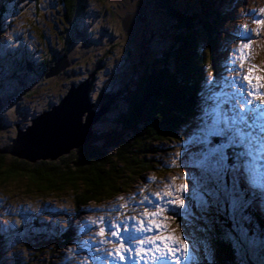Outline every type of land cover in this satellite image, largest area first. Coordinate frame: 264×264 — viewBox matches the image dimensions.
<instances>
[{"label": "rangeland", "instance_id": "1", "mask_svg": "<svg viewBox=\"0 0 264 264\" xmlns=\"http://www.w3.org/2000/svg\"><path fill=\"white\" fill-rule=\"evenodd\" d=\"M126 1L116 0L114 4L127 9ZM211 1L223 18L212 34L215 69H210L208 35L198 27L197 50L205 55L209 66H204L199 90L193 94L199 110L187 117L176 138L155 145L161 149L154 155V169L143 173L114 198L87 206L75 205L74 195L68 189L42 190L39 184L22 176L0 178V264H218L214 246L221 237L234 249L232 264H264V233L247 234L244 230L242 238L236 225L231 230L226 228L228 222H233L231 219L239 224L243 220L232 217L239 213V205L225 183L227 175L230 181L244 180L249 193L261 201L255 202L254 207L264 218V159L251 143L256 134L264 153V127L254 124L256 116H261L258 112L263 111L257 110V104H264V0ZM208 2L169 0V5L182 15L195 14L202 20ZM37 6L41 7L40 12ZM1 7L5 8L4 12L0 10L1 146L13 145L17 127L21 130L30 127L31 120L57 105L71 85L82 83L90 75L94 82L89 98L95 110L100 108L97 101L100 92H118V96L110 109L91 125V135L82 145L86 144L95 135L94 128H109L110 120L126 110L125 87L131 90L137 79L148 71L154 72L158 60L167 61L170 72L175 70L174 60L170 56L166 60L165 55L179 48L181 39L188 34L154 5L147 6L148 18L143 23H135L131 41L119 31H113L115 41H108L100 35L98 25H93V16L84 23L90 31L81 38L90 43L82 51L76 49L78 42L73 43L54 61L63 64L65 71H71L69 77L57 79L54 87L35 85L37 90L32 96L14 99L13 104L7 105L10 94L29 87L33 81L28 70L22 71L21 67L31 60L39 65L41 59L55 56L60 48L55 46L51 25L50 29L46 26L58 22L55 16L58 5L55 0H0ZM39 16L46 20V25L42 24L44 37L40 42L37 39L35 46V36H30L28 25ZM105 19L100 22L103 28H107ZM141 28L142 33L137 34ZM147 39L151 41L149 45ZM114 43L117 45L111 47ZM143 54L146 66L139 64ZM96 58L101 60L98 70L93 69L99 61ZM38 69L40 66L37 73ZM176 78L179 79V74ZM189 94L192 100V91ZM220 135L229 138L227 145L214 140ZM230 150H236L233 163L228 162ZM206 157L215 161L216 167L211 171ZM8 158L5 157V163H9ZM210 177L215 183L209 182ZM157 209L158 215H144ZM151 220L160 227H152ZM154 236L165 238L146 242ZM169 236L173 238L170 241ZM117 245L122 246L123 259L117 258Z\"/></svg>", "mask_w": 264, "mask_h": 264}, {"label": "trees", "instance_id": "2", "mask_svg": "<svg viewBox=\"0 0 264 264\" xmlns=\"http://www.w3.org/2000/svg\"><path fill=\"white\" fill-rule=\"evenodd\" d=\"M57 1L64 2L62 6L59 5L58 9L56 8L60 12L59 16L57 13L55 15L58 19L57 25L55 23L46 25V20L39 16V18H35L33 24L28 25V29L30 36L37 35V39L40 42L44 37L45 31V26L42 24L48 26V29H50L51 25V34L54 31L52 35L55 46H60L64 50L66 47L64 43L68 40L66 31L67 27L70 26L68 22L75 18L79 10V2L78 0ZM92 1L100 4L99 8L102 14L107 16L109 14L111 28L116 30L114 32L119 31L123 36L127 37L121 27L120 21L122 17L125 14H135L144 16L146 20L148 18L146 12L148 5H154L157 11L166 14L171 21H175L178 28L185 30L188 34L183 37V40L181 39L179 48L172 51L171 54L165 55L166 60L169 56L172 61L174 60L176 71L170 72L167 61L163 62L161 59L157 61V67L159 68L156 67L154 72L148 71L147 75L137 79L133 83V85L135 84L134 88L130 90L128 86L125 87L124 92L127 93L124 99L126 110L116 114L110 120L111 125L109 128H94L95 135L91 138V141L69 152L68 155L60 156L53 161L38 160L30 162L9 156V154H0V178L7 179L22 176L39 184L42 190L57 192L68 189L73 193L74 203L77 206H87L92 202L112 199L131 187L133 181L140 178L143 173L154 169L153 158L159 148L155 145L165 140L176 138L177 132H182L180 130L185 124L187 117L194 116L199 110V104L196 100H193V97H195L193 94L196 95L198 92L199 83L203 78L205 55H202L197 50L198 35L196 34V28L201 27V29L206 31L208 35V50L214 63L215 37L212 34L214 35L218 23L223 19L222 13L212 5L211 0L206 3L208 8L205 9V19L202 20L198 19L195 14L187 17L175 11L169 5V0H127L125 3V6H128L127 9H124V5H115L114 2L116 0ZM40 8L37 6L36 10L40 12ZM0 10L4 12L5 8L1 7ZM113 10H116V12L114 13ZM1 26L0 16V38L3 35ZM63 30L64 32L61 34L60 31ZM150 42L147 39V45ZM73 43L75 42L73 41ZM97 51L100 52V49ZM106 54L108 53L105 52ZM49 58L50 56L44 57L39 65L31 60L21 67L23 68L21 69L22 71L28 70L33 81H31L32 83L29 87L10 94L9 99L6 101L7 105L13 104L14 99L20 100V98L32 96L37 90L34 87L35 85L56 86L55 83L57 84L60 79L59 74L54 76V78L51 77L52 79L45 78L48 69L55 64V59L49 62ZM38 66H40V69H38L37 73L36 69ZM211 69H215L212 64ZM176 74H179V79L176 78ZM38 77L40 78L38 79ZM68 77L66 76V79ZM190 91H192V100H190V94L188 95ZM61 96L62 94L56 95V98ZM1 110L2 106L0 105V113ZM7 144L0 145V150ZM233 156L234 154L231 153L228 162H234ZM5 157H9V163H5ZM225 183L227 189L230 190L231 196L234 197V201L239 205V213L232 215V217L238 216L242 218L243 223H235L231 219L233 224L240 230L239 234H241L242 238H244L243 234H250L252 231L263 234L264 218L258 211L255 212L257 209L254 207L256 206L255 202L261 201H256L257 196H252L249 193L243 185L244 180L234 179L230 181L227 175ZM234 191H237V194ZM236 197L239 199L238 201ZM227 202L224 205H227ZM229 225L230 222L227 223L226 228ZM244 230L246 233L243 232ZM214 248L218 264H232L234 262V249L228 240L221 237V240L216 242Z\"/></svg>", "mask_w": 264, "mask_h": 264}, {"label": "water", "instance_id": "3", "mask_svg": "<svg viewBox=\"0 0 264 264\" xmlns=\"http://www.w3.org/2000/svg\"><path fill=\"white\" fill-rule=\"evenodd\" d=\"M144 21V16L135 14L123 16L120 21L121 27L128 40L131 39L135 23L137 25ZM58 65L51 66L45 78L59 74V78L64 79L66 77L64 66L60 63ZM91 80L89 75L82 83L71 85L57 105H53L50 110L40 113L31 120L30 127L24 130L17 127L13 145L3 147L0 154H9L30 162L53 161L82 145L91 135V125L110 109L118 96V92L114 94L100 92L97 97L100 108L95 110V105L89 98Z\"/></svg>", "mask_w": 264, "mask_h": 264}, {"label": "flooded vegetation", "instance_id": "4", "mask_svg": "<svg viewBox=\"0 0 264 264\" xmlns=\"http://www.w3.org/2000/svg\"><path fill=\"white\" fill-rule=\"evenodd\" d=\"M56 2L58 4V6L59 5L62 6L64 4V2H61V1L58 2L57 0H55V3ZM78 2H79L78 3V9L79 10H78L75 18L72 21L68 22V24H70V26H68L67 29H66L67 35H68V40L65 41L66 43H64V46L66 45V47L64 48V50L63 49L57 50L55 56L53 55L52 56L53 58L50 57L48 59L49 62L53 61L54 59H56V57L59 56V54H63V52L66 50V48H70L71 47L70 44L73 45V41L75 43L78 42L77 43L78 45L76 47L77 50L78 49L79 50H83L86 47V45L88 44L87 40L82 41L81 38L83 36H85L84 33H86L87 30L90 31V29L87 28V26L84 27V25H85L84 23H86L90 18H93V16H95V19L93 20V25H95V24L98 25V28H99L98 30H99V32H101L100 35L108 38V41H112V40L115 41V39H114L115 37L113 35V31H115V30H113L111 28L112 26H111V22H110L111 20L109 18V14L107 16L106 14H102L101 13V10L99 8L100 4L99 3H95L92 0H78ZM63 11H65V9H63ZM56 13H57L58 16L60 15L59 10H56ZM105 16H107V21L105 19ZM103 18L106 21L107 28H103L101 26V24H100V22L103 23V21H104ZM77 29H79L80 33H83V35H81ZM141 31H143L142 28L139 30V33H137V34H140ZM60 32H61V34H63L64 30L60 31ZM36 41H37V35L35 36V42H34L35 46L38 45L36 43ZM115 44H117V43L112 44L111 47L114 46ZM141 48H142V46H141ZM97 53H99V51ZM102 55H103V52H102ZM143 56H144V54L140 55L139 64H142V65L146 66L147 62L145 63V61L143 60ZM97 60H99V61H97L95 63L96 64V66H95L96 68H93L94 70L95 69L98 70V68L101 65V63H100L101 60L100 59H97ZM66 72L68 73L67 76H69L71 71L67 70ZM74 72L76 73V70H74ZM94 72H96V71H94ZM52 78H54V77H52Z\"/></svg>", "mask_w": 264, "mask_h": 264}, {"label": "bare ground", "instance_id": "5", "mask_svg": "<svg viewBox=\"0 0 264 264\" xmlns=\"http://www.w3.org/2000/svg\"><path fill=\"white\" fill-rule=\"evenodd\" d=\"M247 22H249V21H247ZM247 27V26H246ZM243 32V31H242ZM245 36V35H244ZM250 79V78H249ZM242 81V80H241ZM246 81V80H245ZM252 83V82H251ZM261 84V83H260ZM251 85H253V84H251ZM257 85V84H256ZM263 86V85H262ZM247 87V86H246ZM245 87V88H246ZM259 87V86H258ZM241 88V87H240ZM248 89V88H247ZM255 89V88H254ZM256 89H258V88H256ZM260 89V88H259ZM259 89H258V91H259ZM240 90H242V89H240ZM245 93V92H244ZM252 93V92H251ZM257 94V93H256ZM247 95V94H246ZM254 96V95H253ZM256 96H258V94L256 95ZM260 96V95H259ZM247 97V96H246ZM246 97H244L245 99H246ZM211 98H213V97H211ZM237 98H239V97H237ZM257 99V98H256ZM251 100V99H250ZM264 100V99H263ZM211 101L212 102H215V101H213L212 99H211ZM250 102V101H249ZM204 103V102H203ZM209 104V103H208ZM219 104V103H218ZM203 105V104H202ZM206 105V104H205ZM210 105V104H209ZM256 105V104H255ZM212 106H213V104H212ZM257 107H258V109L257 110H262L263 109V111H264V104H262V105H258L257 104ZM210 109V108H209ZM224 110V109H223ZM244 111V110H243ZM263 111L262 112H258L259 114H261V116H256V118H255V120H254V124H257L258 125V127H264V117H262L263 115H264V113H263ZM212 112V111H211ZM223 119V118H222ZM232 119V118H231ZM210 120V119H209ZM217 120V119H216ZM229 121H231V120H229ZM250 123H252V122H250ZM261 123V124H260ZM240 124V123H239ZM239 126V125H238ZM250 126V125H249ZM213 127V126H212ZM211 127V128H212ZM250 128V127H249ZM199 129V128H198ZM256 129V128H255ZM254 130V129H253ZM264 130V129H263ZM200 131V130H199ZM236 132H238V133H241V131L239 130V129H236L235 130ZM252 131V130H251ZM258 132V131H257ZM198 133V132H197ZM251 133V132H250ZM252 134V133H251ZM255 134V133H254ZM258 135V134H257ZM262 135V134H261ZM200 136H201V134H200ZM257 139V140H256ZM259 140V137H257L256 136V134H255V137H253V140H251V143H253L254 144V147H255V149H254V151H256V152H259L260 153V155H261V157L260 158H263L264 159V153L262 152V145L260 144V142L258 141ZM203 155V154H202ZM250 156V155H249ZM229 161V160H228ZM235 169V168H234ZM261 180V179H260ZM256 204V203H255ZM254 204V205H255ZM262 209V208H261ZM263 213V212H262ZM264 237V236H263ZM125 255V254H124ZM126 257V256H125ZM124 257V258H125Z\"/></svg>", "mask_w": 264, "mask_h": 264}, {"label": "snow or ice", "instance_id": "6", "mask_svg": "<svg viewBox=\"0 0 264 264\" xmlns=\"http://www.w3.org/2000/svg\"><path fill=\"white\" fill-rule=\"evenodd\" d=\"M205 162H206V165H207V168L209 169V171H211L212 169H214L216 167L215 161L211 160L210 157H206L205 158ZM209 182L210 183H215V180L212 177H210L209 178ZM165 195H167V193H165ZM177 206H180V205H177ZM158 214H159V209H157V211L155 213H148V212L144 213V215L148 216V217H151L153 215H158ZM150 222H151L152 227H156V228L160 227V225H158L155 220H151ZM164 238L165 237L154 236V237L148 238L146 242L152 243L154 241L161 240V239H164ZM168 239L170 241L173 238L169 236ZM176 240H179V237H176ZM181 244H182V242L180 243V245ZM116 248H117V251H116L117 252V258L123 259V257L120 255L122 246L117 245ZM181 249H184V248L182 247Z\"/></svg>", "mask_w": 264, "mask_h": 264}]
</instances>
